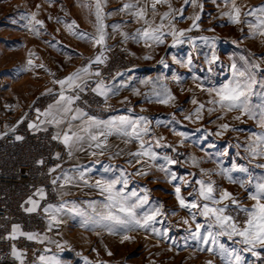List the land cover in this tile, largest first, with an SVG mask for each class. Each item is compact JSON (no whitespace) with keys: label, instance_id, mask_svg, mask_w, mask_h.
Listing matches in <instances>:
<instances>
[{"label":"snow or ice","instance_id":"snow-or-ice-1","mask_svg":"<svg viewBox=\"0 0 264 264\" xmlns=\"http://www.w3.org/2000/svg\"><path fill=\"white\" fill-rule=\"evenodd\" d=\"M213 2L215 3L216 0ZM223 3L224 8L221 9V15L228 21L236 25L247 24L250 34L264 37V3L251 7L241 5L237 3V0H223ZM186 6H191L197 11L187 17L191 20V26L180 28L177 26V18H185ZM39 7L37 6L36 12L25 17L28 20L26 26L36 35H40L41 28L45 26V21L38 19ZM88 7L90 14L94 10L95 30L92 33L76 31L75 34L79 35L81 39L90 41L97 48V53L93 57H89L83 65L74 71L62 78L52 80L54 87L47 88L43 94L50 98L51 102L47 103L43 109L39 107L35 109L36 121L30 123L28 127L36 131H47L48 126H54L55 132L51 138L62 142L70 159L76 158L78 152L90 153L93 157H102L105 152L115 147L116 150L112 152L109 159L128 157L126 163L130 167L136 165L140 167L133 173L123 167L105 163L104 171L111 173V176L93 179L89 175L92 171L91 167L75 163L65 169L61 153L55 152L54 159L59 162L48 168L47 175L52 177L50 183L59 197V203H47L43 208V212L48 217V231H51L54 225L58 226L64 223L61 215L63 214V216L73 218L79 217L81 226L86 228H100L107 230L110 234L124 233V240L134 239L128 233L136 229L145 231L150 229L153 233L163 235L164 233L157 229L156 225L163 222L159 218L167 215L164 211V204L162 202L151 204L150 190L147 187L142 191L136 189L128 191V185L133 175H147L148 171L155 167L165 172L171 181L179 179L182 184L190 187L193 183L196 185L193 192L189 193L191 199L182 194L181 186H174V195L179 206L190 212L191 221L188 218L183 221L185 225H188L189 237L187 238L197 241L201 250L218 254L224 264H242V257L237 248L229 247L222 242L221 238L226 237L229 241L235 240V243L243 245L244 252H252L253 255L259 256L260 252L255 250L257 247L264 248V176L255 177L247 167L234 163L231 167L221 165L216 170L200 168V178L187 180L178 176L168 167L178 163L174 156L167 153L162 155L155 150L171 148L175 151L176 149L171 144L162 143L166 138L155 134L149 116L135 114L134 109L129 108V114L105 117L91 114L85 108L78 106V102L81 101V93L91 91L102 97L105 107L110 108V105L107 104L109 96L116 95L121 89L127 88H131L137 96L144 95L149 101L162 105L174 104L177 97L166 83L168 79L166 76L147 77L141 80L139 83L148 89L146 93H142L139 87L132 85L133 78L131 76L124 79V72H117L111 77V81L106 80L102 67H106L111 59L108 53L112 51V46L108 44V40L114 39L115 35L119 34L122 37L121 43L134 40L137 43L142 42L149 49L165 44L169 38H171L173 46L188 43L193 49L198 47L197 41H200L211 45V57L208 59L207 70L212 73L211 64L219 60V56L215 52L217 37L188 35L194 29H201L200 21L204 4L201 0H183V6L175 8L171 0H126L119 9L106 12V0H95L94 5L90 4ZM162 7H166V10L160 11ZM217 7L219 8L220 5L217 4ZM115 12L130 16L132 22L139 27L130 33L124 30L126 23L124 21L109 25L107 19ZM68 27L70 30L77 29V22L71 21ZM109 28L112 29L111 33L108 31ZM210 31H214V29H210ZM146 58L153 59L151 55ZM36 59H38L36 54L29 52L28 69L45 67L43 64L37 65ZM172 59L176 64L185 67H190L193 63L191 54L188 55L186 61L177 59L175 56ZM159 63L165 68L168 67L163 58L159 60ZM51 74L55 76V73ZM117 77L120 78L118 81ZM172 79L179 82L180 76L174 75ZM197 87L208 93V106L206 107L204 102L193 97L191 103L196 107L193 112L186 114L184 119L202 120L205 110L209 114L218 112L224 115L236 112L238 113L235 116L236 120H240L242 116L248 117L256 121L259 131L251 133L244 145L245 151L252 159H264V59L257 61L247 55H241L239 63L234 61L231 64V79L219 86L214 84L208 86L201 82ZM254 97L258 102H254ZM124 101L128 102V98L125 97ZM143 111L144 109L141 110V112ZM172 115L173 119L168 123L172 126L173 132L181 138H186L188 133L176 130L175 124L178 121L175 120V114ZM156 123L157 126L161 124L159 120ZM40 125H44V127L41 129ZM230 128L232 125L221 123L219 124L221 131L217 134L223 135L224 131ZM8 132H15V126L8 128L7 132H0V137L8 135ZM113 136L117 137L125 147H121L119 144L110 145L109 140ZM15 139L19 141L24 137L16 135ZM133 143L137 145L135 150L127 147ZM180 143L183 144L184 139H181ZM191 160L193 166H199L200 161L195 156L191 157ZM37 163L44 165L45 161L41 158ZM95 163L100 164L101 161L96 159ZM257 166L264 168V163ZM237 170L246 174V177L237 180L232 174ZM217 172L226 176L233 183H239L246 188L250 187L251 205H244L234 193L227 189L218 190L216 181L212 179V176ZM81 185L98 190L99 197L102 199H90L83 202L65 199L66 196H71L70 189L72 187ZM47 197L48 191L43 185L36 187L33 194L29 195L24 202L26 205L24 211L26 213L37 212L40 210L41 201L46 200ZM241 213L244 214L243 217H241ZM198 217L203 218L204 222H200ZM193 223L195 224L194 229ZM19 236H25L28 240H35L41 244L47 243L56 246L57 252L46 247L43 253L33 261V264H63L58 254L63 251V247L57 241L50 239L46 234L22 231L21 226L15 224L12 226L8 238L15 240ZM63 243L66 245L68 242L64 241ZM11 254L19 264H26L25 251L18 249L15 244L12 245ZM108 255H112V253L109 251ZM84 260L86 264H106L99 260L90 261L88 257H84ZM207 264H215V262L209 260Z\"/></svg>","mask_w":264,"mask_h":264},{"label":"crops","instance_id":"crops-1","mask_svg":"<svg viewBox=\"0 0 264 264\" xmlns=\"http://www.w3.org/2000/svg\"><path fill=\"white\" fill-rule=\"evenodd\" d=\"M53 2L54 0H0V34L6 35L5 41H7L6 45L3 43L5 45L3 50L12 51L18 48L19 46L16 45L20 43L24 45L23 48L25 50L35 51L36 57H38V59H36V64H39V60L45 63L50 70L49 73L47 72L49 76L47 77L48 83H51L56 76L64 77L74 71L76 68L83 65L89 57H93L97 53V48L94 47L90 41L81 39L79 35L75 34L76 31L92 33L95 30L94 26L92 28L79 27L78 29L70 30L68 26L66 29L63 27L53 28L46 22V25L40 30V35H36L26 26L28 20L25 17L29 16L32 12H36L37 6H40L39 10H41L43 5H45L46 9H53ZM124 2H126V0H106L105 11L113 12L119 9ZM171 2L175 8L183 6V0H171ZM201 2L204 4L200 21L201 29H194L188 35L217 37L215 52L219 56V60L211 64L213 69L212 73H209L207 70L209 67L208 59L211 57V45H206L200 41H197L198 47L193 49L188 43L173 46L171 38H169L165 44L158 47L154 46L153 49H149L145 47L142 42L137 43L134 40L121 43L122 37L119 34H116L114 39L108 40V44L112 46V51L108 53L110 57L115 53H124L126 57V62L122 64L124 70L121 71L125 74L123 77L124 79L131 76L133 78L132 85L139 87L142 93H146L148 89L139 83L141 80L147 77L155 78L161 75L166 76L168 78L166 83L177 97L174 104L162 105L147 100L144 95H135L131 88L121 89L118 94L109 96V99L117 106V112L112 115L129 114L128 109L132 108L135 114L149 116L152 120L151 126L155 134L165 137L166 125H169L168 122L173 119L172 114L174 113L175 120L178 121V123L175 124L176 130L188 133L186 138L177 137H179V140L184 139L183 144L189 149L192 155L191 157L195 156L200 161L199 166L192 167L194 169L191 170L193 173L192 179L200 178V168L216 170L217 167L215 169V163L223 167H228V150L224 149V145H227L228 148L230 145H233L234 148L240 145V147L236 148L239 149L246 144V131H259L256 121L248 117L242 116L240 120H236L235 116L238 115L236 112L224 115L218 112L209 114L205 110L202 120L189 121L184 119V116L193 112L196 107V105L191 103L193 97L199 100L200 96L202 100L204 99L203 102L206 104V107L208 106V93L206 91H201L197 85L204 82L208 86L213 84L219 86L221 83L231 79V64L234 61L239 63V57L241 55H247L259 61L262 59V52L264 51V37H260L258 34L253 36L249 32L247 24H233L228 21L226 17L221 15V9L224 8L223 0H216L215 3L213 0H201ZM237 3L251 7L259 6L264 3V0H237ZM217 4L220 5L219 8ZM164 10H166V7L160 9V11ZM45 11L47 15L48 10ZM196 11L197 9L186 6L184 12L185 18H177V26L180 28L190 27L191 20L187 19V17L193 15ZM92 15L94 19V11ZM38 19L42 18L38 16ZM121 21L126 22L124 24V30L130 33L134 32L135 28L139 27V25L132 22L130 16L120 12H115L114 15L109 16L107 19L109 25ZM210 29H214V31H210ZM241 29H243V31H241ZM108 31L111 33L112 29L109 28ZM59 34L66 35V38L61 37ZM26 36H28V40H25ZM67 36H75L76 38L71 42V38L68 40ZM0 39L4 40L2 38ZM39 51H45L46 54L39 55ZM236 51L239 52V54H237L238 58L235 59L232 58V53ZM189 54L193 57V63L190 67L176 64L172 59V57L175 56L177 59L186 61ZM149 55H151L153 59H147L146 57ZM161 58L167 62V68L159 63ZM0 66L2 71L6 69V67H10V65L6 64H1ZM51 73H55V76ZM174 75L180 76L179 82L172 79ZM197 77L200 79L197 80ZM205 78H207V80H205ZM119 79L120 78L117 77V81ZM125 97L128 98V102L124 101ZM253 100L254 102H258L255 97ZM142 109H144L143 112H141ZM161 114L165 116L161 117L162 120L159 118ZM214 115L216 116L214 117ZM218 117L220 118L218 119ZM158 120L161 122L160 126H157L156 122ZM221 123H228L232 125V128L224 131L223 135H218L217 133L221 131L219 129V124ZM41 127H44V125H41ZM109 143L113 146L119 144L121 147H125L115 136L110 138ZM127 147L135 150L137 145L133 143ZM115 150V147H112L111 150L105 152V155L102 157H93L90 153L85 154L78 152L76 153V158H69L64 168L67 169L75 163H81L92 168L89 174L91 178L98 179L101 176H111V173H106L104 171L103 165L105 163L123 167L133 173L140 167L139 165L130 167L126 163L128 157L109 159L112 152ZM96 159H99L101 163L96 164ZM149 173L150 170L148 174L144 176L133 175L128 185V191L133 189L142 191L144 179L149 178ZM164 174L166 175L165 172ZM218 174L219 173L213 175L212 179L215 180L214 176ZM175 184L180 186L184 185L181 181H177ZM195 187L196 185L193 183V189ZM70 190L72 194L71 196H66V200L71 199L83 202L90 199H102L99 197L98 190L94 188L81 185L79 187H72ZM56 203H59V201ZM61 215L64 219L63 224L58 226L54 225L52 230L48 231L49 225L47 223L46 232L40 234H46L50 239L55 240L54 236L57 233L61 234L62 237L63 235L67 237V235H72L73 233L84 234L90 232L91 227L86 228L81 226L79 217L73 218L71 216ZM198 219H200V222H204L203 218L200 217ZM58 254L61 260L64 261L63 264H70L68 258H65L60 252H58Z\"/></svg>","mask_w":264,"mask_h":264},{"label":"rangeland","instance_id":"rangeland-1","mask_svg":"<svg viewBox=\"0 0 264 264\" xmlns=\"http://www.w3.org/2000/svg\"><path fill=\"white\" fill-rule=\"evenodd\" d=\"M94 2L95 0H54V8L46 9L45 5H43L41 10L38 11V16L45 21V25L47 22L53 28L63 27L66 29L73 20L77 22L78 28H92L94 26L92 15L94 10L90 14L88 5H94ZM45 10H48L47 15ZM60 36L66 38V35ZM0 38L4 39H0V65H10L3 71L0 68V77L5 78L6 81L5 88L0 90V112H2L5 110L2 99H5V102L11 108L17 110L31 104L36 97L44 94L45 90L50 86V83L47 82V77H49L47 72L49 73L50 70L45 63L39 60V64L43 63L44 68L34 67L28 69V54L29 52L36 54V52L25 50L23 48L24 45L20 43L16 45L19 46L18 48L12 51H5L3 49L7 44V41H5L6 35L0 34ZM70 38L72 42L76 37L67 36L68 40ZM25 40H28V36L25 37ZM38 54L45 55L46 52L39 51ZM121 54L124 55V53ZM237 54L239 52H233L232 58H238ZM262 59H264V51L262 52ZM203 100L199 96V101L203 102ZM161 117L165 116L161 114L160 120H162ZM246 133L248 140L252 132L246 131ZM164 134L166 139L162 143L171 144L176 150L173 151L171 148H157L155 150L162 155L167 153L174 156L178 163L168 167L175 171L178 176L187 180H194L192 179L193 173L191 171L194 170L192 168V155L189 149L185 144L180 143L179 137L173 132L171 125H166ZM247 140L245 143H247ZM236 148L233 145H230L229 148L224 145V149L228 150V167H231L234 163L240 164L247 167L253 176H264V168L257 166L260 163H264V159L250 158L244 146L239 149ZM220 166L215 163V169ZM232 174L237 180L246 177V174L240 173L238 170ZM214 177L218 190L227 189L234 193L244 205H251L252 201L249 199L250 187H242L239 183H233L226 176L220 174ZM177 181L180 180L178 179ZM177 181H171L167 174L165 175L163 171L161 174V171L155 167L150 170L149 178L144 179L143 188L147 187L150 190V203L159 204L162 202L164 204V211L167 215L159 218L163 222L156 225L157 229L164 233L163 235L153 233L150 229L147 231L136 229L128 233L134 239L124 240V233L110 234L104 229L90 228V232L84 234L73 233L72 235H67V237L63 235L62 243H60L63 251L60 253L65 258H68L70 264H86L84 257H88L90 261L99 260L106 262V264H207L209 260H213L215 264H224L218 254L201 250L197 241L187 238L189 237L188 225H185L183 221L185 218L191 221V216L189 210L181 208L175 198L174 186H180L175 184ZM181 186L182 194L186 198L191 199L192 197H189V193L193 192V185L191 187L186 184ZM240 215L243 217L244 214L241 213ZM198 220L200 221V219ZM194 227L195 224L193 223V229ZM221 240L229 247L237 248L242 257V264H254L257 259L263 256L264 248L257 247L255 251L260 252V255L256 256L252 252H244L242 250L244 246L235 243V240L229 241L226 237H222ZM64 241L68 243L65 245ZM109 251L112 255H108Z\"/></svg>","mask_w":264,"mask_h":264},{"label":"built area","instance_id":"built-area-1","mask_svg":"<svg viewBox=\"0 0 264 264\" xmlns=\"http://www.w3.org/2000/svg\"><path fill=\"white\" fill-rule=\"evenodd\" d=\"M125 62L126 57L123 54H113L107 66L102 68L104 78L111 81L112 76L124 70L122 64ZM55 78H62V76ZM5 86V78L0 77V90ZM53 87L51 82L49 88ZM2 101L5 110L0 112V132H7L8 128L13 126H15V132H8V135L0 137V264H19L11 254L13 244L25 251L26 264H33L46 247L55 252L56 246L30 241L22 236L12 240L8 238V235L15 224H19L25 232H46L48 219L43 208L47 203L58 201V196L50 183L52 177L47 175V170L59 162L54 159L55 152L61 153L63 166L67 164L69 157L62 142L51 138L55 132L54 127H48L47 131H36L28 127L30 123L36 121L35 109L45 108L46 104L51 102L50 98L42 94L31 104L17 110L11 108L5 99ZM107 104L110 108L105 107L102 97L91 91L81 93V101L78 102V106L85 108L91 114L105 117L114 114L117 110L116 104L111 99L108 98ZM6 125L8 127H5ZM16 135H21L24 139L18 141L15 139ZM41 158L45 161L44 165L37 163ZM42 185L48 191L47 199L41 202L40 210L26 213L24 202L29 195L33 194L36 187ZM54 238L59 244L62 243L61 234H55Z\"/></svg>","mask_w":264,"mask_h":264},{"label":"trees","instance_id":"trees-1","mask_svg":"<svg viewBox=\"0 0 264 264\" xmlns=\"http://www.w3.org/2000/svg\"><path fill=\"white\" fill-rule=\"evenodd\" d=\"M263 256L259 259H257L254 264H264V252L262 253Z\"/></svg>","mask_w":264,"mask_h":264}]
</instances>
